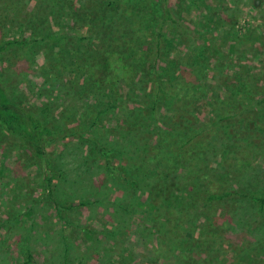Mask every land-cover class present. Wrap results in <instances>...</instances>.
<instances>
[{
    "label": "trees",
    "instance_id": "1",
    "mask_svg": "<svg viewBox=\"0 0 264 264\" xmlns=\"http://www.w3.org/2000/svg\"><path fill=\"white\" fill-rule=\"evenodd\" d=\"M181 1L187 10L206 4ZM225 3L216 0L213 22L216 17L224 25ZM191 30L172 0H0L7 70L38 71V90L60 86L69 98L57 123L12 98L0 81V126L28 149V158L48 165L52 181L51 147L88 136L102 122L94 145L106 163L93 191L104 203L111 186L147 199L143 216L128 229L123 220L103 231L79 227L91 247L118 233L109 244L113 254L122 248L118 264H214L226 232L218 225L222 209L230 215L237 209L249 226L264 225V167L257 183L246 179L250 161L264 160V65L225 70L227 64L212 60L214 46L196 41ZM177 46L186 52L177 53ZM32 51L35 59H26ZM84 98L87 109L75 115ZM199 102L208 114L196 109ZM52 199L59 208L68 205L64 196ZM112 205L116 215L131 214L125 203ZM247 214L253 220H244ZM67 225L62 237L68 241L74 228ZM23 252L20 264H35L30 247ZM81 259L78 264H92Z\"/></svg>",
    "mask_w": 264,
    "mask_h": 264
},
{
    "label": "rangeland",
    "instance_id": "2",
    "mask_svg": "<svg viewBox=\"0 0 264 264\" xmlns=\"http://www.w3.org/2000/svg\"><path fill=\"white\" fill-rule=\"evenodd\" d=\"M172 2L185 12L186 22H190L196 41L201 40L214 46L217 56L212 60L220 66L227 64L228 68L225 70L231 67L238 70L246 64L253 71L256 66L264 65V0H226L224 25L219 23L220 20L215 16L214 22L212 21V14L218 12L214 10L216 0H206V4L201 3L200 8L191 7L190 10L184 7V1ZM216 22L219 23L218 27H215V24H218ZM100 26L99 24V30L103 31V27ZM9 34L17 35V29L13 28ZM170 36L173 37L172 34ZM181 47L177 46V53L186 52L187 49H180ZM31 53L33 56L25 54L26 59L28 56L32 60L35 59V52ZM4 60L5 57L1 54L0 81L3 82L8 94L41 115L47 114L50 121L57 122L56 119L61 117L59 112L69 100L65 91L61 90L60 86L53 87L50 84L38 90L36 85L42 82L43 75L38 76L39 72L34 70L23 75L14 74L7 70L9 66L4 64ZM41 62L39 59L40 64ZM62 81L68 86L65 79ZM84 102L85 98L80 102V106L74 108L75 115L87 109L83 106ZM205 104L199 102L196 108L202 114H208ZM48 106L53 110L51 116L46 109ZM100 127L102 122L95 130H100ZM95 130H91L88 136L86 133L76 135L72 141L60 140L51 147L49 166L51 165L55 173L51 181L52 173L48 165L37 159L28 158V149L14 137H10L3 126H0V225L8 222L10 218H15L14 222L3 225L0 229V262L22 263L27 259L24 257L23 248L28 246L32 250L35 264H78L82 262L81 258L89 260L92 264L104 262L118 264L122 248L117 246V251L113 254L109 245L110 242L114 244L118 233L109 235L107 238L110 241L101 236L104 238L102 242L91 247L92 238L79 227L83 226L84 229L93 227L103 231L105 226L115 227L123 220L124 226L128 229L131 221L143 216L142 212L145 210L143 203L147 199L141 202L134 199L135 191L132 189L123 186L119 190L116 186H111L110 199L104 203L99 197L98 190L97 193L96 190L93 191L94 188L98 189L101 179L104 178L98 173L106 163L100 156L99 145H94ZM250 162L246 179L256 182L259 176H263L258 167H264V160L258 159L255 162L252 159ZM66 165L71 168L65 170ZM93 194L94 200L91 199ZM56 196L61 198L64 196L68 205L60 208L56 206L52 199ZM89 201L93 202L86 205ZM115 202L120 205L125 203V208H128L131 214L124 216L114 214L112 204ZM235 211L232 210L230 215L227 209H222L220 213L218 225L226 229V232L223 233L222 243L214 250L211 262L263 264L264 225L249 226L241 222ZM243 218L253 220L248 214ZM69 222L73 224L71 228L74 230L70 229L67 232V241L62 237L64 233L62 230L68 228ZM76 223L78 226L74 227ZM136 223L137 221L134 224ZM241 243L243 245H240ZM111 256L114 258H110Z\"/></svg>",
    "mask_w": 264,
    "mask_h": 264
}]
</instances>
